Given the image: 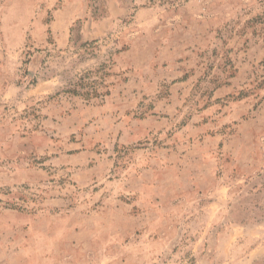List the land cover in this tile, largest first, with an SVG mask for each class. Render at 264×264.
I'll return each mask as SVG.
<instances>
[{"label":"rangeland","instance_id":"rangeland-1","mask_svg":"<svg viewBox=\"0 0 264 264\" xmlns=\"http://www.w3.org/2000/svg\"><path fill=\"white\" fill-rule=\"evenodd\" d=\"M95 104L161 124L101 127L114 166L78 187L58 156L95 145ZM0 215V264H264V0H0ZM30 224L51 246L9 258Z\"/></svg>","mask_w":264,"mask_h":264},{"label":"crops","instance_id":"crops-1","mask_svg":"<svg viewBox=\"0 0 264 264\" xmlns=\"http://www.w3.org/2000/svg\"><path fill=\"white\" fill-rule=\"evenodd\" d=\"M44 83L43 85L38 84L35 89H37V91L35 90V98L39 99L42 98L43 95H46L47 93H50L51 91L57 89L53 86H51L52 84L47 85V82H42ZM133 99H136L133 97ZM131 99V102L132 100ZM138 100V99H137ZM125 101H128V98H125ZM139 101V100H138ZM130 102V100L128 101ZM138 102H135V105H137ZM95 145L89 148H77L72 150V152H69L67 154H61L58 157L61 160V163H63L64 165H69L71 168H74L76 171L74 173V180L76 182V185L78 187H84L87 185H91V183H95V181L97 179H99V177H101V173H103L102 171H104V169L106 170H110L112 166H114V156L112 155V152H114V148H112V152L110 150H108L107 153H104L103 150H101L99 148V145H96V138L100 137V131L103 132V128H105V126L107 127V131L108 134L113 135L114 133H118V142L120 143H133V142H138L139 138H147L149 136V134H151L154 131V128L156 127H160L158 126L159 124H161L160 121V115L156 116V115H148L142 119L139 120H131L130 123L128 122H124L125 124H127V126H131L134 125L135 128H130L131 131L130 133L127 131V134L129 135V137L127 138L126 136H123V130L119 129L118 127H120L119 123H115V120H108L110 121L107 124L104 125H100V120L102 119H106V118H113V116H115V110H110L108 112H105L106 109H108V107L110 106V104L106 105L108 107L103 108L102 105H96L95 104ZM131 124V125H128ZM125 127L126 129L129 127ZM101 127L102 130H101ZM138 131H142L141 134ZM171 150H175L174 148H172ZM160 160V159H159ZM162 162H166L167 165L169 164V166L174 169L176 166V169H179L178 164H176L177 159H171V160H167L164 156V159L161 160ZM102 168V169H101ZM129 181H131V184H135L136 186H134L133 188H129V190L126 191V193H132L134 190L136 189H140L141 183L139 182V177H132L129 179ZM133 189V190H132ZM94 196V195H93ZM95 197V196H94ZM63 200L65 201H69L70 198H64ZM67 212L69 213V215H73V216H79L80 214L76 213V209H66ZM91 214L88 213H83L81 214L82 216H93L95 214V210L90 212ZM2 215V214H1ZM0 215V216H1ZM39 215V214H38ZM0 234L2 233H12L15 232V226L14 227H10L7 228L8 226H0ZM94 226L93 225H89L86 227V229H79L78 226H69L67 229V234H70L69 236H67L66 239H64V241H62L63 243L66 244H71V245H79V243L81 242L80 240V235L82 234V232H90L89 234L91 236H93L94 234ZM24 233H28V237L27 238H19L17 237V235L14 237L12 235V237L14 238H9V241L12 242L13 245H19L20 243H27V252L25 251V248H20L18 249V247H14L15 251L12 248H9L11 250H9L8 248H3V252L6 253V250L8 252V257L9 258H13V256H19V255H26L28 254V258H25L24 256V260L28 261L30 255L37 247H43V248H49L51 245V239L49 238V235H46V228H42L39 225H35V224H30L29 227L27 228V230ZM95 235L93 237H91L88 242H94ZM2 239V238H0ZM21 239V240H20ZM40 241V242H39ZM35 244V245H34ZM38 245V246H37ZM4 247V246H3ZM31 248V249H30ZM261 247H256L254 249H252V251H254L256 253V251L259 253H262V251L260 250ZM259 250V251H258ZM6 257V256H5ZM6 257V258H8ZM45 259V258H44ZM30 260V259H29Z\"/></svg>","mask_w":264,"mask_h":264}]
</instances>
